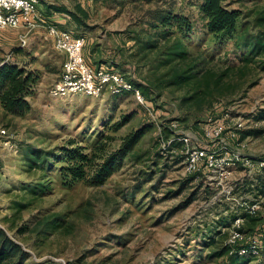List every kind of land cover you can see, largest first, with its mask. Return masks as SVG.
Wrapping results in <instances>:
<instances>
[{"label":"rangeland","instance_id":"1","mask_svg":"<svg viewBox=\"0 0 264 264\" xmlns=\"http://www.w3.org/2000/svg\"><path fill=\"white\" fill-rule=\"evenodd\" d=\"M80 2L89 14L82 34L90 42L84 57L95 51L96 67L111 66L134 84L144 78L155 80L170 68L159 66L158 54L172 37L162 41L161 29L152 31L147 26L166 13L191 22L190 35L181 41L194 57L208 59L206 67L212 72L227 66L233 69L213 91L210 107H180L185 89L166 88L158 96L144 97L151 117L131 94L51 97L49 88L59 76L61 55L43 29L29 34L24 47L18 45V30L5 29L0 36V63L9 61L37 72L41 86L38 94L27 99L30 110L24 116H8L0 109V125L7 130V138L0 139V229L26 252L22 264H45L49 257H60L66 264H232L217 253L226 238L227 243L235 219H242L245 238L264 229V197L247 191L264 170L257 167L264 161V55L242 63L249 55L245 43L212 41L199 17L201 0ZM225 3L242 13L239 33L258 32L252 20L264 9V0ZM155 39L156 49L144 47ZM130 111H137V116L113 132V123ZM225 112L229 125L243 124L238 142L251 164L236 166L222 186L206 171L192 181L184 171L181 147H168L171 142L166 144V137H160L159 126L175 122L170 138L176 132L199 137L207 120H219ZM142 124L150 125L148 131L102 185L89 187L61 175L60 150L69 140L90 153L110 136L113 139L107 140L105 148L111 150ZM5 139L11 148L3 146ZM245 181L249 187L243 190ZM253 204L257 209L248 213ZM245 215L254 217L255 223L244 220ZM235 264H264V252Z\"/></svg>","mask_w":264,"mask_h":264},{"label":"trees","instance_id":"2","mask_svg":"<svg viewBox=\"0 0 264 264\" xmlns=\"http://www.w3.org/2000/svg\"><path fill=\"white\" fill-rule=\"evenodd\" d=\"M225 1L201 0L199 5L200 20L203 22V26L210 35L211 40L215 43L235 41L236 45L241 43V46L245 43V49L249 55L242 63H248L251 58L259 55L263 56L264 9L258 11L252 20L253 26L259 27V30L250 36L247 32H238L243 24L242 13L238 9L228 8ZM64 3L53 0L52 4L47 6V11L51 10L65 14L69 16L70 21L76 27L88 28L86 25L87 12L79 4H74L71 8H68ZM249 15L250 13L246 14L245 17H249ZM147 26L152 31L161 29L162 41L168 42L169 38L172 37V41L164 45L158 54L162 57L159 66L170 65V68L155 80L144 78L143 83L140 84H134L132 81L127 80L138 88L146 99L151 94L158 96V92L166 88L185 89L184 95L179 99L180 107L188 109L210 107L213 91L219 90L223 77L233 68L227 66L221 72H212L210 68L206 67L208 59L206 60L205 57L196 58L193 53L187 50L181 39L190 35L192 24L185 16L170 13L162 14L156 21L150 22ZM138 43L139 40H136L135 44ZM148 43L147 46L146 44L144 46L146 49L153 50L158 46L156 39ZM160 56L158 59H160ZM188 60H191L190 63L187 62ZM212 60L210 59V61ZM183 63L186 64L183 67H178L179 64ZM261 63L264 65V60ZM134 72H136L135 68ZM38 82L37 72L27 71L12 62L2 60L0 63V108L2 112L13 117H22L28 113L30 105L27 99L33 95L34 87ZM137 113V111H130L127 114H122L111 126L112 131L115 132L126 125L131 118L137 116ZM170 124V121L160 124V137H166L169 140L170 136L174 134ZM149 126V124H142L140 127L131 129L121 138L117 147L111 150L105 148L107 140L113 139L110 136H106L105 139L107 140H104L101 144H95L90 153L84 152V148L77 145L74 140H69L67 146L62 147L60 150L59 161L64 164L59 169L61 175L71 181H80L89 187L102 185L106 179L122 167L124 160L133 152L148 131ZM243 137L244 134H240V139ZM170 144L168 147H181L179 142L172 141ZM188 178L193 181L197 178V175L191 174ZM256 179V182H251L253 188L248 189L245 187H249V184L245 181L243 190H253L252 193L255 197H264V170L261 176L259 175ZM246 217L252 224L255 223L256 219L254 217L245 215L244 220L247 219ZM222 235L227 237V233ZM226 239L217 254L226 255L232 264H235L241 258L257 257L264 252V244L259 248L258 254L254 255L245 245L231 247L226 243ZM241 248L246 250L244 254L238 253ZM26 255V252L0 229V264H22Z\"/></svg>","mask_w":264,"mask_h":264},{"label":"built area","instance_id":"3","mask_svg":"<svg viewBox=\"0 0 264 264\" xmlns=\"http://www.w3.org/2000/svg\"><path fill=\"white\" fill-rule=\"evenodd\" d=\"M39 2L40 0H0V34L5 29L18 30V45L24 47L28 43L29 34L40 28L51 41L53 49L64 54L59 76L49 88V95L53 98H66L74 95L99 97L105 92L115 96L131 94L137 104L153 117L151 107L141 91L112 67L89 65L83 56L85 38L44 20L37 11ZM228 120L225 112L219 120H207L200 128L199 137L192 138L187 133L176 132V136L166 142L169 144L177 140L181 143L179 153L183 158L186 174L199 175L206 171L215 179L217 185L222 186L231 177L236 166H250L251 160L242 153L243 143L238 142L243 124L235 121L229 125ZM170 125L175 132V122ZM1 138H7V130L0 125ZM2 144L4 147H12L8 139L3 140ZM257 167H264V161L258 162ZM256 209L257 206L253 204L248 213H254ZM241 224L242 219H235L227 243L234 247L245 240L243 244L248 250L254 255L258 254L259 248L264 244V229L257 236L245 238ZM245 251L241 248L238 253L244 254ZM45 264L66 263L60 257H49Z\"/></svg>","mask_w":264,"mask_h":264},{"label":"crops","instance_id":"4","mask_svg":"<svg viewBox=\"0 0 264 264\" xmlns=\"http://www.w3.org/2000/svg\"><path fill=\"white\" fill-rule=\"evenodd\" d=\"M43 1V2H42ZM53 0H40L39 4L37 5V11L40 14V16L46 20L49 21L53 24H55L58 28L62 29V30H67L72 32L74 35H82L85 34L84 30H86L87 28H78L75 25L72 24V22L70 21L69 16L65 15V14H61V13H56L53 12L51 10L47 11V6L52 4ZM68 8H71V6H73L74 4H79L86 12V8L84 7V5L80 2V0H69L67 2L64 3ZM88 14V12H87ZM89 17V14H88ZM87 21L86 20V25H87ZM39 34L40 33V28L36 29L33 31V34ZM3 35V31L1 32L0 36L2 37ZM46 36V35H45ZM83 36V35H82ZM84 37V36H83ZM85 38V37H84ZM46 39L50 42L51 46L52 43L51 41L46 37ZM86 40V39H85ZM87 45L90 43L88 40L86 41ZM85 43V46H86ZM84 46V47H85ZM84 50V49H83ZM88 51V50H87ZM90 51V50H89ZM86 53V52H85ZM87 56L85 55V60L86 62L93 66L96 67L94 63V59L96 60V52L94 51L92 54H90L89 52H87ZM60 54V53H59ZM61 58H62V62L64 59V54H60ZM96 63V62H95ZM102 64V63H101ZM101 66V65H100ZM99 67V66H98ZM61 69V68H60ZM40 86H41V82L39 81L35 87L34 90H36L34 93L38 94L40 92ZM33 93V94H34ZM33 96V95H32ZM1 109V108H0Z\"/></svg>","mask_w":264,"mask_h":264}]
</instances>
